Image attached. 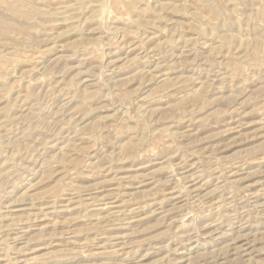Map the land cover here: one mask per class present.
Listing matches in <instances>:
<instances>
[{
  "label": "rangeland",
  "instance_id": "1",
  "mask_svg": "<svg viewBox=\"0 0 264 264\" xmlns=\"http://www.w3.org/2000/svg\"><path fill=\"white\" fill-rule=\"evenodd\" d=\"M0 264H264V0H0Z\"/></svg>",
  "mask_w": 264,
  "mask_h": 264
}]
</instances>
